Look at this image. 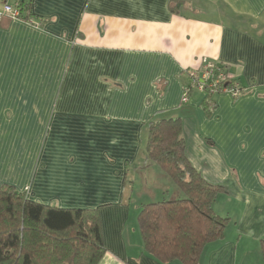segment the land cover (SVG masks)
<instances>
[{
	"label": "crops",
	"instance_id": "1",
	"mask_svg": "<svg viewBox=\"0 0 264 264\" xmlns=\"http://www.w3.org/2000/svg\"><path fill=\"white\" fill-rule=\"evenodd\" d=\"M28 4L35 25L0 23V185L97 210L98 264H160L143 250L139 212L179 192L146 163L147 124L177 118L188 162L221 188L212 209L228 219L198 264H264V0ZM202 60L226 65L243 94L192 90L182 103Z\"/></svg>",
	"mask_w": 264,
	"mask_h": 264
},
{
	"label": "trees",
	"instance_id": "2",
	"mask_svg": "<svg viewBox=\"0 0 264 264\" xmlns=\"http://www.w3.org/2000/svg\"><path fill=\"white\" fill-rule=\"evenodd\" d=\"M11 6L22 21L33 19L28 0ZM145 154L179 195L142 206L143 250L160 264H198L202 249L222 238L228 222L212 209L221 188L205 182L188 162L177 118L149 120ZM261 250L264 258V242ZM104 254L97 210L42 205L0 185V264H98Z\"/></svg>",
	"mask_w": 264,
	"mask_h": 264
},
{
	"label": "built area",
	"instance_id": "3",
	"mask_svg": "<svg viewBox=\"0 0 264 264\" xmlns=\"http://www.w3.org/2000/svg\"><path fill=\"white\" fill-rule=\"evenodd\" d=\"M3 19L19 21L21 20L20 11L14 6L4 4L0 9V23ZM26 22L29 25H35L33 19ZM202 61V63L200 62L198 66L188 72L189 84L183 88L182 103H187L192 90H198L202 93L206 92L212 96L225 93L232 98H237L243 94L244 89L234 76L229 73L226 65Z\"/></svg>",
	"mask_w": 264,
	"mask_h": 264
},
{
	"label": "rangeland",
	"instance_id": "4",
	"mask_svg": "<svg viewBox=\"0 0 264 264\" xmlns=\"http://www.w3.org/2000/svg\"><path fill=\"white\" fill-rule=\"evenodd\" d=\"M262 18L264 19V15H262ZM261 22H264V20H263V21H261ZM170 194H171V193H170ZM170 194H169V195H170ZM169 198H170V197H169Z\"/></svg>",
	"mask_w": 264,
	"mask_h": 264
}]
</instances>
